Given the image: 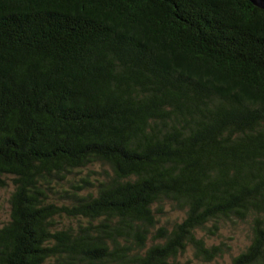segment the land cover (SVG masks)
Segmentation results:
<instances>
[{
  "label": "trees",
  "instance_id": "obj_1",
  "mask_svg": "<svg viewBox=\"0 0 264 264\" xmlns=\"http://www.w3.org/2000/svg\"><path fill=\"white\" fill-rule=\"evenodd\" d=\"M9 185L0 264L211 263L231 246L200 234L241 224L249 244L225 264H264V10L0 0ZM166 203L181 222L159 226Z\"/></svg>",
  "mask_w": 264,
  "mask_h": 264
},
{
  "label": "rangeland",
  "instance_id": "obj_2",
  "mask_svg": "<svg viewBox=\"0 0 264 264\" xmlns=\"http://www.w3.org/2000/svg\"><path fill=\"white\" fill-rule=\"evenodd\" d=\"M99 168L94 167L91 171H83L82 173H77L74 180L78 181L82 177H89V179L95 183L96 178H99L98 175L94 173V170H98ZM70 180L72 178L70 177ZM68 185H65L67 188ZM14 191L12 185L7 186L4 189H0V228L3 227L6 223L11 220V195ZM163 215L159 216L160 225H165L169 227L170 224L174 222H181L182 218L185 217L184 213L177 212L172 210V207L169 204H165L163 208ZM66 223H71L70 221H65ZM75 224V223H74ZM203 237L208 245L219 244L224 242L231 246V251L228 255H226L222 259H218L211 263L200 262L194 258L192 249H189L186 254L178 259L179 264H225L230 263L231 259L237 256L239 253L245 250V248L249 244L250 240V230L247 225H229L224 227L220 231V235L215 237L206 236L204 232L200 234Z\"/></svg>",
  "mask_w": 264,
  "mask_h": 264
},
{
  "label": "water",
  "instance_id": "obj_3",
  "mask_svg": "<svg viewBox=\"0 0 264 264\" xmlns=\"http://www.w3.org/2000/svg\"><path fill=\"white\" fill-rule=\"evenodd\" d=\"M257 8L264 10V0H248Z\"/></svg>",
  "mask_w": 264,
  "mask_h": 264
}]
</instances>
